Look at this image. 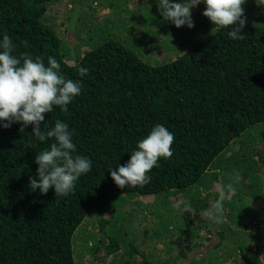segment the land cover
<instances>
[{
  "label": "trees",
  "instance_id": "1",
  "mask_svg": "<svg viewBox=\"0 0 264 264\" xmlns=\"http://www.w3.org/2000/svg\"><path fill=\"white\" fill-rule=\"evenodd\" d=\"M62 1L0 0V41L7 34L18 57L28 53L47 65L52 56L66 79L81 81V93L67 113L54 107L41 127L47 131L57 120L66 123L75 154L89 158L92 168L67 196L56 197L54 189L46 195L33 192L29 180L37 177L35 156L54 141H38L31 125L24 131L19 123L0 127V264H77L74 235L92 216L99 233L91 231V237L104 235L110 222L114 225L106 249L113 259L121 257L111 264H264V5L256 0L242 5L247 17L243 40L229 37L232 26L215 28L202 15L203 2L191 10L192 29L176 28L153 7L148 12L155 13L153 20L134 13L127 23L117 21L112 27L114 21L107 22L103 36L94 30L96 45L69 64L48 13ZM96 1L101 9L111 8L108 14L115 18L120 9L131 13V0L92 4ZM137 18L147 22L143 41L132 36ZM152 28L156 39L149 33ZM189 35L195 38L188 40ZM155 45L164 55L149 62L151 50L145 49ZM175 48L176 57L170 59ZM80 67L88 70L83 77ZM157 124L174 135L173 156L158 161L148 184L120 189L109 169L126 164ZM236 173L241 179L236 194L223 202V222L202 217L219 197L215 186ZM139 196L155 197L148 209L154 230L142 229L143 218L136 219L137 213L123 205L125 199L136 201L138 212ZM118 207L128 210L124 224L113 222L124 214ZM244 228L255 231L253 243L239 236ZM213 238L218 240L209 250L189 254ZM161 242L176 245L150 252L151 245ZM103 243L99 239L85 247L96 253Z\"/></svg>",
  "mask_w": 264,
  "mask_h": 264
},
{
  "label": "clouds",
  "instance_id": "2",
  "mask_svg": "<svg viewBox=\"0 0 264 264\" xmlns=\"http://www.w3.org/2000/svg\"><path fill=\"white\" fill-rule=\"evenodd\" d=\"M206 6L202 15L208 18L215 28H229L228 35L233 40H243L242 34L247 23L242 5L246 0H157V11L163 20L171 22L176 28L194 27L191 10L198 5ZM264 5V0H256ZM214 28V29H215ZM27 45V41L24 42ZM15 45L7 34L0 41V127L10 128L12 124L22 125L20 131L32 126V135L41 142L53 140L35 156L38 165L37 177L29 180L31 191L40 190L46 195L54 189L56 197L67 196L73 192L78 179L91 171L92 161L86 156L77 155L73 142V133L66 123L57 120L54 127L44 131L45 114H50L54 107L65 113L68 105L81 93V81L66 79L61 73L60 63L52 56L47 58V65L42 57L33 59L28 53L19 57L13 55ZM87 69L79 68L80 76L87 74ZM174 135L162 124H157L146 138L141 139L136 150L130 154V160L118 167L109 169L111 179L120 189L144 186L150 182V171L158 166L161 158L173 156ZM241 179L239 173L229 177L228 183H218L215 187L218 199L211 201L209 207L200 215L214 223H222L224 204L236 194L235 184ZM190 209L185 208V211Z\"/></svg>",
  "mask_w": 264,
  "mask_h": 264
},
{
  "label": "rangeland",
  "instance_id": "3",
  "mask_svg": "<svg viewBox=\"0 0 264 264\" xmlns=\"http://www.w3.org/2000/svg\"><path fill=\"white\" fill-rule=\"evenodd\" d=\"M121 1L126 2L128 0H121ZM85 2H84V0H63L62 3L59 4L60 6H58V8H56L54 6V8L50 9V11L48 12L50 18L54 19L55 25H53V26H55V29L58 32V34L62 40V43H63V47H62L63 52L62 53H63L66 61L69 64L75 63L77 58H79L86 51H88L90 47H93L96 45L94 43L96 42L97 32L95 33L94 30L100 31V36H103L102 29H104V26L107 22L114 21V24L111 26L115 27V24L119 25V23H117V21H121V23H123V24L130 21V19L132 18V15L134 13L135 14L140 13L143 16H145V18H150V20H153L155 13H148V12L153 11V7L157 8V0H143V4H141V5H138L135 0H131V3L129 4V8H130L131 13H126V10L123 13L122 12L123 9H120L118 12V16L115 18V15H111V12L108 14V11L111 8L110 9L109 8L101 9L100 7H98V1H96L92 4L93 0H89V2H87L88 6L85 4ZM86 7L88 9L94 8V9H96V11L85 12L84 8H86ZM83 11H84V13H86L85 16L83 14ZM136 22L138 24L137 26H136ZM146 26H147V22H145V21L142 22V20H140V19L138 20V18H137V20L134 21V26H132V36L135 38L137 35H139L138 38L142 39L143 38L142 31H144ZM138 31H140V32H138ZM154 32H156L155 28H152L149 31V33H151V36H153V37H154V34H153ZM212 32H213V30H211V33ZM113 33L115 34L114 31H113ZM211 33H209L208 35H210ZM124 34H125V32H124ZM202 34H204V33H202ZM115 35H117V33ZM195 36H196V33H195ZM195 36L193 37V36L189 35V36H187V39L188 40L191 38L194 39ZM142 41H143V39H142ZM137 46H138V44H137ZM131 47H133L134 50L136 51V49H137L136 47H134V46H131ZM153 48H156L158 51L161 50L160 48H157L156 45L152 46V47L149 46L148 49H145L147 52H149L151 50V54H149L148 61L149 62H155L156 60L157 61L162 60L161 56L164 55V52L163 51L156 52L153 50ZM177 52L178 51L175 48L174 52L170 56V59L171 58L174 59L176 57L175 54H177ZM262 127H264V126H262ZM226 158L227 159L229 158L227 154H226ZM132 197H135V194H132ZM145 197L141 198L139 196V197H137V199H135V200L140 201V206H138L140 210L138 212H137L138 209L135 210V208H136L135 206H137L136 201L131 202V201L125 199L123 205L125 206V208L131 209V212H133V214L137 213L135 215L136 219L138 218L141 221V218H143V220L141 221L142 229L144 228L147 231L150 229L154 230L155 229L153 226L154 225L153 224L154 218L152 217L151 214L148 213V209L151 210L149 207V203L152 202V205H153V202L155 201V197L154 196H152V197L151 196H145ZM116 202H119V201L117 200ZM118 208H119V210L121 209L124 214L122 217H120V214L118 213V216L115 217L113 222H120V223L124 224L126 219L128 218L127 217L128 210H126L124 208L122 209L121 207H118ZM93 217H95V216H92V219L90 218V220L88 222L87 221H86V223L83 222L82 225L84 223L86 225H84L82 228H78L77 231L75 232L74 238H76V235H77V239H76L77 248H76V252H75L76 262H77V264H111V262L113 260H118L121 257V255L119 254V255H115L114 259H113V255H110L108 253V250L106 249V245L108 244V238L106 235L107 234L113 235L112 229H113L114 225H112V223L110 222V224L107 226V229H105V231H104V235L99 234L97 236L98 238L91 237V234H90L91 231H94L95 233H99L98 232L99 226H98L97 218L95 217L96 218L95 219ZM105 217L106 218L110 217V213ZM129 225L130 226L132 225V221H130ZM142 229H139V232ZM130 231H134V229L132 228ZM201 231L203 232V230H201ZM247 233H249L251 237H249L247 235ZM254 234H255V231L250 230L248 228H244L243 230H241V233L239 234V236L243 240H245V238H246V241H248L251 244L254 241V236H255ZM89 237H91L90 240H89ZM94 238H96V239H94ZM99 239L100 240L103 239L104 243L101 244V246L99 247V250H97L96 253H94V251H90L87 248V246L85 247L86 244L89 246L91 244L94 245L95 241H97ZM217 240H218L217 238H215V239L213 238L212 240H208L207 241L208 243H206L204 245V247L202 246V248L197 250V252H195V253L193 251H192L193 253L189 252V254L194 256V255L199 254L201 252H206L205 250L206 249L209 250L211 247H213L216 244ZM210 241H211V243H210ZM167 245L169 247H175L176 243H174V242H172V243L161 242V243L157 244L156 246L151 245V248H149V249H150V252H156L157 250L161 249L163 246H165V248H166ZM133 246H135V245H133ZM126 249H128L129 251L132 250L131 247L129 246V244L126 246ZM74 251H75V249H74ZM156 255H158V253ZM240 255H241V253L237 254V256H239V257H240ZM164 256L166 257L165 254L162 257H164Z\"/></svg>",
  "mask_w": 264,
  "mask_h": 264
}]
</instances>
